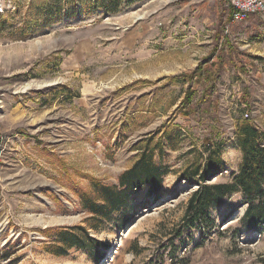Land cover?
I'll use <instances>...</instances> for the list:
<instances>
[{
  "label": "rangeland",
  "instance_id": "1",
  "mask_svg": "<svg viewBox=\"0 0 264 264\" xmlns=\"http://www.w3.org/2000/svg\"><path fill=\"white\" fill-rule=\"evenodd\" d=\"M52 1L0 0L2 264H264L241 193L210 211L203 244L196 228L173 238L198 189L183 171L221 145L210 183H228L242 161L237 122L264 134V14L234 23L228 0H60V22L12 34ZM163 138L160 199L145 189L89 230L106 246L101 262L53 254L48 231L88 229L80 190L117 184Z\"/></svg>",
  "mask_w": 264,
  "mask_h": 264
},
{
  "label": "trees",
  "instance_id": "2",
  "mask_svg": "<svg viewBox=\"0 0 264 264\" xmlns=\"http://www.w3.org/2000/svg\"><path fill=\"white\" fill-rule=\"evenodd\" d=\"M60 0H53L47 7L35 14L37 21L24 24L15 34L19 39H26L34 33L41 32L48 25L60 22L63 7ZM10 25L7 20L1 24V31ZM33 26V28H32ZM14 28V27H13ZM237 145L242 152L239 170L228 183H210L212 178L222 174L220 146L207 149L206 159L191 165L182 173V178L197 183L198 189L191 195L181 225L175 229L173 238H180L185 229L196 228L200 234L201 244L204 243L206 230L214 227L215 221L210 211L220 207L231 195L241 193L246 197L248 208L241 219L244 231L264 233V134L249 119H241L236 126ZM169 139V138H168ZM164 140L155 145L144 144L143 149L133 164L117 179V184H106L91 179L90 189H81L79 199L82 210L88 214L87 228L50 230L51 238L57 243L49 247L57 256L77 250L89 254L99 263L104 258V243L93 238L89 230L94 232L106 229L108 222L124 210L129 209L132 200L140 192L147 189L148 195L157 202L163 192L164 177L167 171L163 168L165 149ZM152 141V140H151ZM173 240L171 239V242ZM2 264L5 257H1ZM264 262V261H263Z\"/></svg>",
  "mask_w": 264,
  "mask_h": 264
},
{
  "label": "built area",
  "instance_id": "3",
  "mask_svg": "<svg viewBox=\"0 0 264 264\" xmlns=\"http://www.w3.org/2000/svg\"><path fill=\"white\" fill-rule=\"evenodd\" d=\"M228 3L234 23L246 21L250 16L264 14V0H228Z\"/></svg>",
  "mask_w": 264,
  "mask_h": 264
},
{
  "label": "water",
  "instance_id": "4",
  "mask_svg": "<svg viewBox=\"0 0 264 264\" xmlns=\"http://www.w3.org/2000/svg\"><path fill=\"white\" fill-rule=\"evenodd\" d=\"M132 225H130V227H131ZM128 229H129V227H128Z\"/></svg>",
  "mask_w": 264,
  "mask_h": 264
}]
</instances>
